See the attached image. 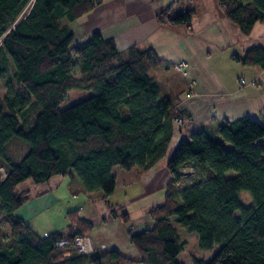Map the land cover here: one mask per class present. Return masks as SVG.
I'll return each instance as SVG.
<instances>
[{
    "label": "trees",
    "instance_id": "16d2710c",
    "mask_svg": "<svg viewBox=\"0 0 264 264\" xmlns=\"http://www.w3.org/2000/svg\"><path fill=\"white\" fill-rule=\"evenodd\" d=\"M101 1L0 0V82L8 79L7 91L0 90V165L5 170H0V213L11 225L8 238L0 229V264H183L179 255L186 240L177 224L196 233L199 249L208 255L192 256L194 264H264V121L250 116L222 120L220 139L200 131L179 141L167 163L174 175L164 200L149 210L154 223L129 230L135 258L109 249L60 259L55 241L90 233L94 222L71 210L66 234L41 235L15 214L29 200L28 190H16L27 178L35 183L53 176L78 179L87 192L102 190L108 203L117 187L113 169L143 173L166 155L175 118L180 124L187 120L175 106L184 91L178 73L162 79L148 74L169 68L152 48L132 44L119 50L113 38L95 30L72 52L70 23ZM218 1L245 34L264 21V0ZM175 5L157 13L160 24L192 20L195 8L173 13ZM233 58L264 67V46ZM72 88L93 93L60 108ZM14 140L28 146L19 159L10 152ZM191 161L200 164L205 177L180 187L179 168ZM242 191L250 193L248 203ZM115 206L122 207L109 204V218L129 222L128 212Z\"/></svg>",
    "mask_w": 264,
    "mask_h": 264
},
{
    "label": "crops",
    "instance_id": "0c3cea01",
    "mask_svg": "<svg viewBox=\"0 0 264 264\" xmlns=\"http://www.w3.org/2000/svg\"><path fill=\"white\" fill-rule=\"evenodd\" d=\"M172 2H176L173 7L175 13L191 7L196 9L189 23L170 25L157 21V13ZM70 27L75 37L72 46L98 30L103 37L113 38L119 50L132 44L142 49L152 48L171 69L170 73L165 72V76L177 72L182 77L178 72L181 64L186 71L182 78L184 91L175 106L187 120L184 124H173L166 155L141 174L137 169L132 171L119 167V173L113 169L116 188L124 193L120 200L113 202L108 196V201L113 205L122 204L130 214L134 210L132 204L139 203L145 208L143 214L133 219L130 216L129 222H125L119 217L103 215L97 219L90 201L74 209L78 210L79 216L94 222L89 235L96 252L116 249L135 258L137 250L130 240L129 230L139 231L154 223L149 210L164 200L167 181L174 175L167 163L179 141L190 139L193 133L200 131L208 135L214 133V138L220 139L217 129L224 119L250 116L264 121V67L243 64L233 58L234 54L242 55L249 47L264 46V21H256L251 32L245 34L222 13L218 0H102L81 18L72 21ZM187 93L191 95L187 96ZM191 162L184 166H191ZM182 167L179 168L180 173ZM57 177L45 182V189L30 196L15 214L28 223L36 217L39 209L49 206L50 194L57 188L74 185L76 190H80L76 185L81 186L82 183L78 184L76 179L68 181ZM183 182L179 181L180 187ZM78 191H73L74 197H78ZM178 229L180 232L184 230ZM47 233L51 232L45 229L44 234ZM102 245H105L103 249ZM180 260L183 264H191L187 259Z\"/></svg>",
    "mask_w": 264,
    "mask_h": 264
},
{
    "label": "rangeland",
    "instance_id": "374dc122",
    "mask_svg": "<svg viewBox=\"0 0 264 264\" xmlns=\"http://www.w3.org/2000/svg\"><path fill=\"white\" fill-rule=\"evenodd\" d=\"M28 9H29V4L26 5L24 12ZM175 11L176 10H173V13H175ZM72 52H74L73 46H72ZM75 58L77 59L76 56ZM183 68H184L183 64L178 66V72L181 73V76H182L181 78L184 79L186 75V71L183 70ZM165 72L170 73L171 69L159 67V68L150 70L148 74L149 76L163 78L166 74ZM74 73L79 74V68L77 66L74 68ZM6 81H8V79L5 78L2 82H0V90L3 93L7 91V88L5 86ZM92 93L93 92L91 90L72 88L68 91V96L66 100L60 105V108H66L70 104L80 99L90 96ZM210 136L214 138V133H210ZM223 144L227 148H230L232 146L231 143L227 141L223 142ZM27 150H28V146L25 143L18 141V140H14L10 147L11 155H13L15 159H19L20 157H22ZM115 170L117 173H119L121 169L119 167H115ZM131 170L136 171L135 168ZM181 171H182L181 172L182 177L180 176L178 178L177 180L178 184H179V181H184L185 183H187L193 179L205 177L204 169L196 161H192L191 166L190 165L183 166ZM57 178H65V180H68V181L70 180L68 176L67 177L58 176ZM76 182H78V184H81L78 179H76ZM76 186L79 187L80 189L79 191L76 190L74 185H71L70 188L64 185L63 188H57L56 190H54V192H51L50 198H49V202H50L49 206L46 208L44 207L42 209H39V211L36 213V217L28 221L29 226H31L37 233L41 235L45 233V229L48 232L61 231L62 233L66 234L65 227L69 222L68 212L70 210L78 209L80 205H83L89 201H90L91 207L97 213L96 214L98 217L97 219H101L102 215L109 218V215H110L109 211L111 207H109L108 205L110 204V202L107 203L103 198L100 197V195L103 193L102 190H97L94 192H87L85 191L82 184L81 186L79 185H76ZM41 189H45V182L35 183L32 180V178H27L26 180L18 183L16 186V190L18 192H21L23 190H28L27 195L29 197L33 196L35 193H39ZM73 191H78L77 193L78 197L73 196L74 194ZM123 193L124 191L121 192L120 188H116L115 191L109 196H111L110 198L112 199L113 202H116L120 200L121 194ZM241 197L245 203H248L251 199V195L248 191H242ZM108 199L109 197H107V200ZM118 205H122V204H118ZM132 208L134 210L130 214V212L126 208H124V206L116 207L118 211L127 210L129 212L128 214H130L132 219L138 216H141L145 209L144 207H142L141 204L139 205V203L132 204ZM177 226L180 228H183L182 225L180 224H177ZM0 229L3 231L5 238H8L10 235L11 225L7 221V219H5V217L2 215V213H0ZM181 234L182 236L184 234H187V235H184L183 237L184 239H186V244H185L183 252H181V254L179 255L180 259H182L183 261L187 259V261L188 260L191 261V264H194L192 261V255L193 256L200 255L198 257H204V258L208 257L207 254H205L203 251L199 249L198 237L196 233H186L184 232V230L181 229ZM85 235H88L91 238L89 233H85ZM136 262H139V261H133V262H127V263L131 264V263H136ZM127 263H124V264H127Z\"/></svg>",
    "mask_w": 264,
    "mask_h": 264
},
{
    "label": "built area",
    "instance_id": "2783aa9c",
    "mask_svg": "<svg viewBox=\"0 0 264 264\" xmlns=\"http://www.w3.org/2000/svg\"><path fill=\"white\" fill-rule=\"evenodd\" d=\"M244 82V79H241ZM191 93H187V96H190ZM175 123L180 124L181 119L180 117L175 118ZM0 170L4 172L5 170L2 165H0ZM47 235V234H46ZM54 246L58 248V252L60 253V259H70L75 256H90L94 251L95 247L91 241V238L85 234H78L75 235L72 239L67 237L58 238ZM105 245H102L101 248L103 249ZM51 261L49 262V264ZM128 264V263H127ZM131 264H148L145 262H136Z\"/></svg>",
    "mask_w": 264,
    "mask_h": 264
}]
</instances>
